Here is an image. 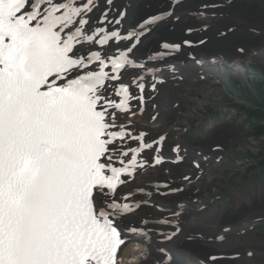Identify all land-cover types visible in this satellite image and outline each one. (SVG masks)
Returning a JSON list of instances; mask_svg holds the SVG:
<instances>
[{"label": "snow or ice", "instance_id": "snow-or-ice-1", "mask_svg": "<svg viewBox=\"0 0 264 264\" xmlns=\"http://www.w3.org/2000/svg\"><path fill=\"white\" fill-rule=\"evenodd\" d=\"M94 9L103 25L97 0H0V264H144L134 243L142 230L122 226L133 207L117 193L137 160L113 166L126 133L113 130L110 109L127 104L113 103L105 87L129 58L112 59L110 74L107 52L77 47L120 39L92 26ZM158 251L156 264H173L167 248Z\"/></svg>", "mask_w": 264, "mask_h": 264}, {"label": "bare ground", "instance_id": "bare-ground-1", "mask_svg": "<svg viewBox=\"0 0 264 264\" xmlns=\"http://www.w3.org/2000/svg\"><path fill=\"white\" fill-rule=\"evenodd\" d=\"M249 1L224 0L222 3L221 0H112L108 4L105 0H97L100 8L107 12V21L103 25L95 22L100 15L99 10L94 9L95 15L88 14L93 17L90 21L93 27H103L108 30L109 35L111 31H115L120 34V39L110 40L104 46L85 41L77 47L87 54H90L89 50L100 51L102 56L107 52L110 59L106 63L122 54L129 58L126 66L118 73L120 78L106 81L105 87L110 89L109 99L118 103V85L126 80L134 97L127 109H110L116 117V127L113 130L126 133L123 140L118 139L116 142L119 152L113 165L120 164L121 160L129 162L132 156L137 160L134 174L122 177L126 183L118 187L117 193L120 195V203L133 204V211L123 219L122 226L131 225L144 232V236L135 237L147 244L149 251L143 259L144 264H156L161 246L169 250L173 264L261 263L255 255L260 253L263 241L254 235L242 237L240 233L247 227L242 226L240 221L248 222L257 214L264 213L263 203L249 209L245 205L244 194H240L235 208L229 212L222 209L220 213L209 214L200 208L196 210L193 208L194 198H200L207 191L199 178L186 179L180 176L174 163L175 157L168 154L163 157V164L152 166L149 157L154 148L144 152L140 147L143 144V131L151 126L153 131L159 133L164 128L166 119L176 116L175 113L167 112L162 121H150V114L158 108L145 90L150 79L158 77L168 81L172 78L171 73H177L182 66L191 65L197 59L209 66L232 60L231 62H237L243 68V56L234 53L226 56L227 52L220 51L232 49L235 44L244 40L246 35L239 34L237 29V33L233 35L231 33L234 31L229 32L228 29H233L234 24L241 22L247 9L254 11L257 6L250 8ZM77 2L82 3V0ZM102 36L103 33L97 40ZM132 42H135V47L129 52L127 45ZM165 44L168 45L167 48L164 47ZM89 67L95 69L96 62H92ZM152 68L159 74L155 72L150 76ZM113 72L110 70V74ZM142 91L145 92L144 95L141 94ZM142 96H147L145 105L141 103ZM225 125L222 123L217 127L218 133L226 128ZM137 148L140 149L139 154L134 151ZM124 152L128 155H123ZM209 203L210 201L207 202L210 206ZM187 213H191L190 216ZM177 228L179 231H176ZM233 229L240 235L239 238L233 237ZM174 232L171 240L164 238L163 234L172 235ZM249 252L252 253L251 256L248 255Z\"/></svg>", "mask_w": 264, "mask_h": 264}, {"label": "rangeland", "instance_id": "rangeland-1", "mask_svg": "<svg viewBox=\"0 0 264 264\" xmlns=\"http://www.w3.org/2000/svg\"><path fill=\"white\" fill-rule=\"evenodd\" d=\"M249 2L250 8L257 7L254 11L247 9L245 17L233 25L234 33H231L235 35L237 29L239 34L246 35L244 40L232 49L220 51L227 52L226 56L230 53L243 56V68L232 60L209 66L197 59L191 65L182 66L177 73H171L168 81L149 78L151 86H145L158 107L150 114L151 122L162 121L167 112L176 116L167 118L159 133L151 126L143 131L141 150L147 152L154 148L151 160L148 158L152 166L160 164L155 163L157 158L163 164V157L168 154L175 157L180 176L199 178L207 191L200 198H194L193 208L209 214L220 213L222 209L231 211L240 194H244L249 209L264 205V138L256 135L258 124L250 120L245 108L249 105L245 98L238 96L235 86L241 84L250 91L253 79L264 77V0ZM240 48L244 51H239ZM150 71V76L155 72L159 74L155 68ZM140 99L145 105L147 96ZM222 123L226 128L218 133L217 127ZM215 131L217 136L213 135ZM144 145L149 147L144 150ZM245 221H240L247 227L240 235H254L263 241L255 257L264 264V213ZM234 230L231 233L237 239L240 235Z\"/></svg>", "mask_w": 264, "mask_h": 264}, {"label": "trees", "instance_id": "trees-1", "mask_svg": "<svg viewBox=\"0 0 264 264\" xmlns=\"http://www.w3.org/2000/svg\"><path fill=\"white\" fill-rule=\"evenodd\" d=\"M250 85V91L241 84L235 86L239 92L238 96L245 98L249 105H245V108L250 120L258 124L256 135L264 138V77L253 79Z\"/></svg>", "mask_w": 264, "mask_h": 264}, {"label": "water", "instance_id": "water-1", "mask_svg": "<svg viewBox=\"0 0 264 264\" xmlns=\"http://www.w3.org/2000/svg\"><path fill=\"white\" fill-rule=\"evenodd\" d=\"M136 246L138 247V248H141V247H139L138 246V244H136ZM141 249H143V252H144V257L148 254V248L147 247H142ZM144 257H143V259H144ZM141 257H139V254L137 253V260L138 259H140ZM130 259H131V257H130Z\"/></svg>", "mask_w": 264, "mask_h": 264}]
</instances>
